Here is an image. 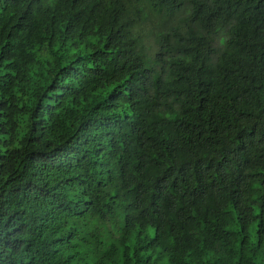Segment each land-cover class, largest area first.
<instances>
[{
    "label": "trees",
    "instance_id": "1",
    "mask_svg": "<svg viewBox=\"0 0 264 264\" xmlns=\"http://www.w3.org/2000/svg\"><path fill=\"white\" fill-rule=\"evenodd\" d=\"M0 264H242V0H0ZM243 264H264V0H243Z\"/></svg>",
    "mask_w": 264,
    "mask_h": 264
}]
</instances>
